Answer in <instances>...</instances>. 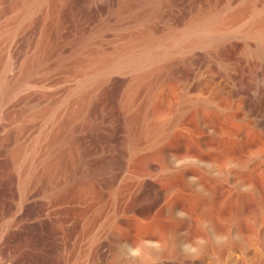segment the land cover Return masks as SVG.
Segmentation results:
<instances>
[{"label": "rangeland", "instance_id": "1", "mask_svg": "<svg viewBox=\"0 0 264 264\" xmlns=\"http://www.w3.org/2000/svg\"><path fill=\"white\" fill-rule=\"evenodd\" d=\"M80 1L0 0V264H264V0Z\"/></svg>", "mask_w": 264, "mask_h": 264}, {"label": "bare ground", "instance_id": "2", "mask_svg": "<svg viewBox=\"0 0 264 264\" xmlns=\"http://www.w3.org/2000/svg\"><path fill=\"white\" fill-rule=\"evenodd\" d=\"M81 1H80V4H81ZM101 7H102V5H101ZM110 7L111 6L109 5V8ZM86 8H87V5L85 6V9ZM98 8L100 9V7H98ZM87 10H88V8H87ZM215 24H216V18H214V16L210 17L209 19H207L203 22L196 23L192 26V28L189 32V37L194 36V38L196 40L197 39H203V40L211 42V41L217 40L218 38H224L225 36L229 35L228 32L227 33L226 32L225 33L218 32L217 28H215ZM230 33H232V32H230ZM232 35H233V33H232ZM254 40H255V38H254ZM246 57H247V60L243 65L225 66V68H226L225 70H228L230 68L232 70L237 71L238 78L236 77L237 81L235 83V89L238 91H239V89H245V91L247 93H249V94L251 93L253 95V96L251 95L252 98H247L245 102L247 104H250V106L253 105L255 112L264 113V34L259 35V37L256 39L255 46L246 52ZM243 95H245V94L243 93ZM239 96H241V95H239ZM246 96L251 97L247 94H246ZM246 96H243V97H246ZM247 100L250 102H248ZM262 122L264 124V120ZM84 170L86 171V169H84ZM85 173H87V172H85ZM8 211L5 210L4 212H8ZM4 212H3V214H6ZM2 219H4V218L2 217ZM1 227H3V226H1ZM2 236H3V240H4L5 244L7 246H9V248L10 247L12 248V250L10 252H11L13 257H15L18 253H20L21 249H23L25 247V244L27 242V238H25L23 236H22V238L15 237V234L12 232V228L8 225H6L4 227V233Z\"/></svg>", "mask_w": 264, "mask_h": 264}, {"label": "clouds", "instance_id": "3", "mask_svg": "<svg viewBox=\"0 0 264 264\" xmlns=\"http://www.w3.org/2000/svg\"><path fill=\"white\" fill-rule=\"evenodd\" d=\"M129 254L133 257H136L138 256L140 253H139V249H129Z\"/></svg>", "mask_w": 264, "mask_h": 264}]
</instances>
